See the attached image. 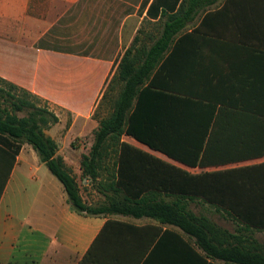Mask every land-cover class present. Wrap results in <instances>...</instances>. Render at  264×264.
Masks as SVG:
<instances>
[{
    "label": "crops",
    "instance_id": "obj_1",
    "mask_svg": "<svg viewBox=\"0 0 264 264\" xmlns=\"http://www.w3.org/2000/svg\"><path fill=\"white\" fill-rule=\"evenodd\" d=\"M182 1L169 11L175 0H0V77L39 97L57 116L46 134L59 145L58 154L73 176L81 172V157L91 150L99 125L94 114L108 82L139 30L143 24L167 21L163 12H176ZM205 1L207 12L187 23L165 52V82L180 89L182 96L212 99L218 106L237 104L243 95L246 105L258 102L264 111V0ZM89 43L97 44V54L80 53ZM224 121L245 123L239 126L234 147L251 143L249 116ZM121 141L191 174L264 166L263 157L190 167L132 137L123 135ZM221 151L219 144L211 153L218 156ZM107 168L111 164L105 159L101 179L110 191L87 205H106L115 196L116 181L107 180ZM247 180L234 175L229 183L224 181L235 186ZM159 199L173 197L161 193ZM186 201L195 215L219 227L211 231L214 251L264 250V229L244 225L202 197ZM167 230L206 255L196 237L150 217L77 212L63 184L31 145L23 144L15 157L0 145V264H187L194 259ZM222 239L229 244L221 245Z\"/></svg>",
    "mask_w": 264,
    "mask_h": 264
},
{
    "label": "trees",
    "instance_id": "obj_2",
    "mask_svg": "<svg viewBox=\"0 0 264 264\" xmlns=\"http://www.w3.org/2000/svg\"><path fill=\"white\" fill-rule=\"evenodd\" d=\"M178 1L175 0L169 11L176 9ZM207 3L205 0H183L176 12H163L167 21L147 23L159 28L156 38L145 35L141 39L147 33V24H143L116 70L124 88L115 101L114 110L99 120L96 118L98 110L116 75L108 82L94 114L99 125L93 134L91 150L80 160L84 178L101 182L102 163L109 160L111 168L106 169L107 180H115L116 187L115 196L108 199L106 205L94 208L86 204L76 177L58 154L59 145L46 134L58 122L57 116L39 97L1 77L0 145L10 149L13 157L23 144L31 145L41 162L63 184L69 204L81 214L111 212L150 217L196 237L197 244L206 255L199 254L178 233L165 232L180 240L194 256L187 264H214L208 261L214 258L232 264H264L262 249L214 251L211 231L219 227L208 218L195 215L188 209L186 201L202 197L206 203L228 212L244 225L264 229L263 164L244 171L191 174L121 141L123 135L132 137L149 149L190 167L224 165L264 157V111L260 103L246 105L241 95L237 104L225 102L218 106L212 99L182 96L180 89L165 82V52L187 23L207 12ZM19 113L24 115L18 116ZM239 115L251 118L247 123L248 127L251 126L248 128L251 143L242 148L234 147L233 143H239V126L245 123L224 121L228 116ZM219 144L222 151L218 156L212 155V147ZM234 175L246 176L248 180L242 185H228ZM226 179L228 183L224 181ZM219 182L222 185L215 186ZM161 193L173 197V200L159 199ZM225 194L234 200H226ZM236 240L241 241L239 237ZM224 244H229V240L222 239L221 245Z\"/></svg>",
    "mask_w": 264,
    "mask_h": 264
},
{
    "label": "rangeland",
    "instance_id": "obj_3",
    "mask_svg": "<svg viewBox=\"0 0 264 264\" xmlns=\"http://www.w3.org/2000/svg\"><path fill=\"white\" fill-rule=\"evenodd\" d=\"M146 31H147V33L143 34L141 36V39H144L145 35H153V37L156 38L158 35L159 28L157 26L147 24L146 25ZM86 45H87V48H86L87 50L86 51L80 50L81 51L80 53H82V54L86 53L87 54L90 52V53L97 54V51L95 50V46L97 44L89 43ZM116 74H117V72L114 73V75L112 76V79ZM123 88H124V83L120 82L118 80L117 75H116L114 77L113 84L107 93V96H106L104 103L102 104L101 108L98 110V115L96 118H98L100 120V119L110 115V113H112V111L114 110L115 101L118 98V95L122 91ZM41 106L44 107L42 103H41ZM22 115H24V114H22V113L18 114V116H21V117H22ZM91 138L94 141V136ZM86 142L89 145V143L91 142V139H87ZM74 168L77 169V167H75V166H74ZM75 177L77 179V182H78L79 187H80L81 195H82L85 202L88 200H90V201L96 200V199L101 200L100 194L104 193L105 191H110V188L105 186L103 182L93 181L90 178H84L82 171L79 172ZM98 204H99L98 206H101L100 203H98ZM88 206H91L94 208L96 207V206H92V205H88Z\"/></svg>",
    "mask_w": 264,
    "mask_h": 264
}]
</instances>
